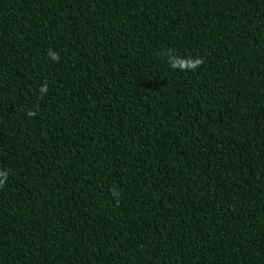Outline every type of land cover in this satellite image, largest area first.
Returning <instances> with one entry per match:
<instances>
[{"label":"trees","instance_id":"obj_1","mask_svg":"<svg viewBox=\"0 0 264 264\" xmlns=\"http://www.w3.org/2000/svg\"><path fill=\"white\" fill-rule=\"evenodd\" d=\"M0 264H264V0H0Z\"/></svg>","mask_w":264,"mask_h":264}]
</instances>
